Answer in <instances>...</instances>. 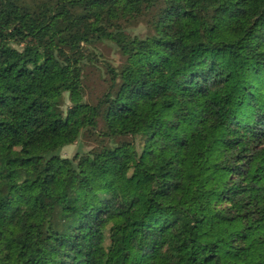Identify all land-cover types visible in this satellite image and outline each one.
Returning <instances> with one entry per match:
<instances>
[{"label": "trees", "instance_id": "16d2710c", "mask_svg": "<svg viewBox=\"0 0 264 264\" xmlns=\"http://www.w3.org/2000/svg\"><path fill=\"white\" fill-rule=\"evenodd\" d=\"M0 264H264V0H0Z\"/></svg>", "mask_w": 264, "mask_h": 264}, {"label": "rangeland", "instance_id": "374dc122", "mask_svg": "<svg viewBox=\"0 0 264 264\" xmlns=\"http://www.w3.org/2000/svg\"><path fill=\"white\" fill-rule=\"evenodd\" d=\"M27 6H36L45 3V0H21ZM49 0H46L48 2ZM97 51L102 55L100 59L106 60L112 66L116 67L121 63V59L117 50L112 45L106 43L99 45ZM108 77L102 68V62H98L95 66H86L84 71V87L85 101L88 103H96L97 99L106 90ZM65 103L68 104L65 96ZM95 146L92 137L81 135L77 142L60 150L62 157L70 158L77 152H84Z\"/></svg>", "mask_w": 264, "mask_h": 264}]
</instances>
